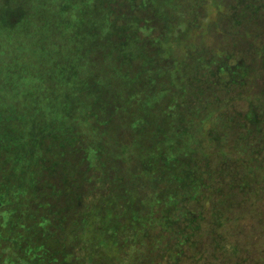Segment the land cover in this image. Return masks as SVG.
I'll return each mask as SVG.
<instances>
[{
    "label": "trees",
    "instance_id": "1",
    "mask_svg": "<svg viewBox=\"0 0 264 264\" xmlns=\"http://www.w3.org/2000/svg\"><path fill=\"white\" fill-rule=\"evenodd\" d=\"M180 1L0 0V264H240L264 88L194 37L212 10L264 67V0Z\"/></svg>",
    "mask_w": 264,
    "mask_h": 264
},
{
    "label": "rangeland",
    "instance_id": "2",
    "mask_svg": "<svg viewBox=\"0 0 264 264\" xmlns=\"http://www.w3.org/2000/svg\"><path fill=\"white\" fill-rule=\"evenodd\" d=\"M86 1L91 2V4L93 5H99L104 8L106 7L104 3L110 0H86ZM192 1L193 0H181L180 1L181 5H183V7L181 6V9H180L183 16H178L177 19H179L180 17L183 18L182 20L184 19L193 20L194 19V17H192L191 15L186 14V13L189 14V10L186 7L187 3L192 2ZM210 3L213 5V0H211ZM207 11L208 13L206 15L207 16L206 22L203 23L202 25L203 27H206V31L202 35H200V33L197 35L195 34V37H194L195 41L200 45L201 44L205 45L209 49H212V47L224 46L225 48L229 49L228 52L230 53L235 52L238 56L244 57V59L247 62H251L252 66L254 64L257 69V71H255L254 74H251V76L250 75L248 76L246 84H257V88H258V85L264 88L263 64L261 63V60L260 62L255 61L253 57H249L251 56L252 50L251 48L247 47V40L250 42L251 37L249 39H246V37L242 38L241 36L233 35L231 33H224L225 31L223 30L225 28V25L227 26L228 21L221 22L223 26V30L214 29L213 28L214 11L213 12L212 10L211 12L209 10ZM184 14H186V16H184ZM116 18L121 20L122 21L121 23H123L124 20L122 19L121 15L116 16ZM129 22H136V18H131L130 20L127 19L126 24L122 27L117 26L118 32L123 33V34L126 33L127 24ZM251 30L252 32L258 33V31L260 30V27L256 24H253L251 26ZM129 34L134 35L136 34V31L130 32ZM261 40L263 41V44H264V38H262ZM133 46H138V45L135 44ZM9 49H13V47H10V46L8 47L7 44L5 43L2 44L1 52L4 56L6 55L7 51L9 52ZM136 50L138 49L133 47V49H129V52L135 53ZM257 215H259V217H262L263 219L261 220L259 219L258 221L257 218H255ZM244 216L246 220L243 222L244 226L242 227V233L240 234V236L244 239H245V236H247L248 251L247 252L240 251L239 253L240 264H264V205L262 206V208L258 210H256V207H249V209L246 211V215ZM250 225H255V226L257 225V230H258L257 234H254L253 236L250 235V229H249ZM232 232L235 235L237 233V230H233ZM241 244L244 245L245 240H243ZM245 257L247 258L246 261H245Z\"/></svg>",
    "mask_w": 264,
    "mask_h": 264
}]
</instances>
